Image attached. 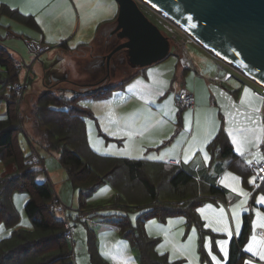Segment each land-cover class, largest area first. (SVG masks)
Segmentation results:
<instances>
[{
    "label": "rangeland",
    "instance_id": "374dc122",
    "mask_svg": "<svg viewBox=\"0 0 264 264\" xmlns=\"http://www.w3.org/2000/svg\"><path fill=\"white\" fill-rule=\"evenodd\" d=\"M139 2L148 18L169 38L170 54L158 63H154V66L152 63L144 67H138L131 63L129 51L126 48L116 51L111 56L110 66L105 65L106 76L108 75L106 84L110 86L123 81L122 86L105 90L107 93L99 96L82 95L79 100L93 113L86 117L88 140L92 148L105 154L127 155L128 153V141L115 139L112 136L110 140L111 137L104 133L100 116L94 112L95 108L108 116V104L103 103L107 99L124 100L129 98L131 103L121 104L120 113L131 109L137 116L145 115L147 117L145 119L149 120L155 128L158 126V129H163L167 128V125L175 127L172 135L156 149L171 146L182 138L184 132L188 131L184 114L190 105L176 104L174 93L175 88H178L180 80L183 78L182 69L185 67L184 75L187 81L190 85H197L199 95L208 102V105L203 106V109L199 110L194 118L196 130H201V125L203 128H208L211 120L218 115L220 125L218 132L221 129L225 131L235 151L243 159L246 161H251L253 158L263 159L264 86L209 52L181 28L143 1L139 0ZM117 24L118 21H115L114 28L109 34L113 32ZM77 27L72 32L71 40H69L71 45H78L81 37L82 30ZM9 31L8 27L0 25V42L5 45L10 44L12 53L20 59L22 64L20 76H24L28 71L26 64H32L23 98L22 100L19 99L21 115L23 116L22 146L26 152L31 150L40 152L45 165L35 164L36 168L42 169L37 180H50L57 197L64 198L61 201L66 205V212H59V215L69 220L77 232L70 239L74 252V264H92L88 241L89 229L95 234L100 254L110 264H141L138 248L132 245L127 237L122 236L118 231V226L110 220L111 218L117 219L119 216L106 214L120 211V207L113 205L115 195L113 186L110 183H104L88 195L86 194L84 200L91 207L82 211L83 214H81L79 211L80 188L73 186L67 178L66 171L59 161V153L54 150L48 151L40 146L37 141L30 139V133L33 129L30 117L32 102L49 89L56 90L57 88H53L52 84L63 77H75L70 78L74 79L73 81H64L62 84L68 86L71 83L74 85L73 88L78 89V86L74 84L76 83L75 79L88 73L80 70L79 62L74 55L66 56L65 59L58 55H52L51 58H48L47 51L40 58H36L27 48L23 37L15 34L10 35ZM52 33L53 28H48L45 40L52 46L51 50L60 52L64 48L58 45V39L56 40V36H53ZM110 39L114 45L111 51L123 42L117 33L110 35ZM85 48L88 47H82L80 51ZM183 51L189 55L192 65L188 60H185ZM0 68L3 70L1 64ZM139 70L141 71L138 72ZM131 75H133V79L127 81L126 79ZM79 88L84 89L85 87L79 86ZM64 92L69 96L74 95L69 90H64ZM5 104V100H0V118L5 115ZM255 109H259V111L257 112ZM194 119H192V126ZM124 120L125 118L122 117L121 121L124 122ZM255 137H259V139ZM196 141L199 144L198 148L204 150V153L210 152L209 144L207 148L205 147L206 140L197 139ZM244 147H248V153H242ZM237 148H240V151H237ZM152 152L155 154L157 151ZM211 156L213 155L211 154ZM220 161L224 162L223 159ZM2 167L3 163L0 158V169ZM230 174L232 177L229 182L233 191L231 196L226 195L223 199L210 198L198 207V212L206 227L211 222L218 225L216 231L208 227L211 231L204 234L202 240L199 227L196 223L188 222L184 215L174 214L165 218L144 219L147 235L157 239L155 248L158 253L166 254L170 261L176 264H224L230 241L236 233H240L244 223V214L247 212L252 213V227L244 247L251 254L258 249L260 241L264 237L259 233V230L264 229L261 227V224H264V199H262L264 198V191L260 189L254 193L255 186L249 185L254 182L252 174L247 176L246 182L243 179V174L232 168H230ZM237 177L238 180L235 179ZM241 191L247 195H241ZM28 198L29 194L26 191L18 190L15 192L14 201L19 210L20 218L13 226H7L0 222V238L9 235L12 230L19 227L32 228L25 208ZM238 205L239 207H237ZM78 215L79 218H77ZM136 215L137 212H134L133 216ZM225 228H227L226 231ZM221 241L227 243L221 245ZM214 242L220 250L218 253L213 249ZM201 245L208 251L210 260L203 258ZM250 246L251 251H249ZM248 260L251 264H264L257 258L249 257Z\"/></svg>",
    "mask_w": 264,
    "mask_h": 264
},
{
    "label": "trees",
    "instance_id": "16d2710c",
    "mask_svg": "<svg viewBox=\"0 0 264 264\" xmlns=\"http://www.w3.org/2000/svg\"><path fill=\"white\" fill-rule=\"evenodd\" d=\"M5 12H11V8L4 4L0 7V16ZM17 15L27 23H35L32 16ZM0 64L4 69L0 71V100L6 103V115L0 118V158L3 163L0 169V222L13 226L19 221L14 194L23 190L29 194L25 208L32 223V228L19 227L0 238V264H74L71 238L65 227L67 219L62 218L53 207L58 199L54 187L48 179L37 180L42 169L28 162L34 152H26L22 146L23 116L19 97L12 90L13 82L20 78V64L2 44ZM120 86L122 83L111 86L98 83L72 96L57 89L42 93L32 104L30 117L33 131L30 139L48 151L59 153L67 178L73 186L80 188V212L91 207L84 200L86 194L104 183H110L115 191L113 205L120 207V211L106 214L119 216L110 220L118 226L119 233L138 248L141 264H176L166 254L157 252V239L147 235L144 219L184 215L188 222L199 227L202 240L211 229L200 217L198 207L210 198L223 199L227 190L208 178H198L178 163L136 159L94 150L89 143L86 126V117L93 113L79 102L80 97L103 95L107 93L105 90ZM208 148L213 159L229 160L230 168L243 174L245 182L248 180L247 176L252 174L249 161L235 151L223 129ZM249 185L254 186V182ZM260 189L264 191V182L254 189V193ZM134 212H137L135 217ZM251 227L252 213L247 212L240 233L231 239L225 264H249L244 245ZM88 241L91 263L110 264L100 254L91 229ZM201 249L203 258L210 260L206 248L201 245ZM213 249L216 253L220 251L216 242Z\"/></svg>",
    "mask_w": 264,
    "mask_h": 264
},
{
    "label": "crops",
    "instance_id": "0c3cea01",
    "mask_svg": "<svg viewBox=\"0 0 264 264\" xmlns=\"http://www.w3.org/2000/svg\"><path fill=\"white\" fill-rule=\"evenodd\" d=\"M4 4L8 5L11 8V12H5L2 14L4 16H0V25H2L3 27H8L10 29V35H20L23 37L24 42L27 37H32L47 43L48 41L45 40L46 31L51 27L53 28L52 35L56 36V40L58 39V45L62 46V48L64 49L60 50V52H55V50H51V48L50 51L46 53V55H48L47 57L51 58L50 56L52 55H58L62 59H65L66 56L74 55V57H77L76 59L79 62L81 68L80 70H83V72L86 71L88 73L82 75V77H77L75 79L76 83L74 84L75 86H78V89L73 88L74 85L71 83L68 86L62 84L64 81H73L74 79L70 78L75 77L72 76L63 77L62 79L58 80L56 83L52 84L54 86L53 88L56 87L57 90L62 91L69 90L71 91V93L76 94L80 91L92 88V86L98 83L105 84V86H107L106 83L108 82V75L106 76V63H104V56L109 54L114 46L113 43H111L110 35L116 33L115 29L117 26L115 27L113 32H111V34H109V32L112 30V28H114V22L118 21L119 4L117 0H0V7ZM16 13L32 16L35 20V23L31 24L25 22L21 17H18ZM76 27L78 29L81 28V37L78 41V45H71L69 40H71L70 38L72 36V32L75 31ZM122 39L123 41H125L127 38ZM0 44L8 48L10 53L20 64L21 69L22 64L20 62V59L12 53V47H10V44L5 45L1 42ZM48 44L50 43L48 42ZM82 47L88 48L80 51ZM183 53H185V60H188V62L192 65V60L189 58V55L184 51ZM169 54L170 50L164 58L153 62V64L151 63L152 66L155 65L154 63H158L159 61L165 59ZM26 67L28 68V71L24 76H20L19 72L20 78L18 80L26 81L28 84L29 72L32 68V64H26ZM185 69V67L182 69L183 78L180 80L178 88L175 89L176 91L184 89L194 93L196 101L193 105L190 106L188 110H186V113L184 114V117H186L188 131L186 130L187 132H184L182 138L178 139L177 142L171 146H167L159 150L156 149L172 135L175 127L167 125V128L158 129V126H156L155 128V126L150 123L149 120L145 119L147 118L145 115L137 116L131 111V109L130 111L120 113L121 104L131 103V100L129 98H126L124 100H104L103 103L108 104V116H105L104 112L100 110L98 111L95 108L94 112L96 113V115L100 116L105 134H107L109 137L112 136L115 139H125L128 141L129 149L127 150V155L118 156H126L136 159L146 158L150 160H162L178 163L184 166L187 170L194 173L198 178H208L212 182L217 183L219 186L224 187L227 190L226 195L231 196L233 191L230 187L229 182L232 177L230 174L229 160L223 159L224 162H219V160L222 158H218L217 160L213 159L210 152L206 151V153H204V150L198 148L199 144L196 141L197 139H202L204 141L206 140L205 147L207 148V145L219 133V117L218 115L215 116L211 120V124H209L208 128H203V126L201 125V130H196L194 118L195 116H197L198 111L203 109V106L206 107L208 105V102L201 95H199L197 91V85L189 84L184 75V73L186 72ZM3 70L0 68V71ZM140 71L141 70H139L138 72ZM133 75L128 77L126 80H132ZM122 82L123 81L119 83ZM79 86L85 88L80 89ZM122 117L125 118L124 122L121 121ZM192 119H194L193 126ZM112 137L110 138V140L112 139ZM152 151L157 152L153 154ZM244 152H249L248 147H244L242 153L244 154ZM60 200H64V198L62 197L60 198ZM80 213L83 214L82 211ZM207 225L215 231L218 229V225H215L213 222L208 223ZM263 230H259L260 235H264ZM237 235L238 233H236L234 236ZM229 250L230 245L228 249V255ZM262 250H264V237L260 241L258 249L254 251L253 254L248 252L244 247V251L247 253L248 258H257L259 261L264 263V260H262L259 255ZM248 262L250 261L248 260Z\"/></svg>",
    "mask_w": 264,
    "mask_h": 264
},
{
    "label": "water",
    "instance_id": "95a60500",
    "mask_svg": "<svg viewBox=\"0 0 264 264\" xmlns=\"http://www.w3.org/2000/svg\"><path fill=\"white\" fill-rule=\"evenodd\" d=\"M190 35L209 52L264 86V0H141ZM115 32L125 41L104 56L126 48L130 61L146 66L164 58L169 38L138 0H117Z\"/></svg>",
    "mask_w": 264,
    "mask_h": 264
},
{
    "label": "built area",
    "instance_id": "2783aa9c",
    "mask_svg": "<svg viewBox=\"0 0 264 264\" xmlns=\"http://www.w3.org/2000/svg\"><path fill=\"white\" fill-rule=\"evenodd\" d=\"M25 43L29 51H31L36 56V58H39L42 54L52 48L50 44L32 37H27L25 39ZM26 87L27 82L23 80H16L12 84V90L17 94V96L21 100L23 98ZM174 99L176 104L184 106H191L196 101L195 94L184 89L176 91L174 93ZM28 162L34 165L39 163H41L43 166L45 165L44 159L38 151L33 153V155L29 158ZM249 167L254 176V186L255 188H257L264 182V158L251 159V161L249 162ZM53 207L58 213L66 212V205L59 198L58 202L53 204ZM65 227L67 230V234L70 238H73L77 234L75 227L70 223L69 220L66 221Z\"/></svg>",
    "mask_w": 264,
    "mask_h": 264
},
{
    "label": "snow or ice",
    "instance_id": "6c2138e0",
    "mask_svg": "<svg viewBox=\"0 0 264 264\" xmlns=\"http://www.w3.org/2000/svg\"><path fill=\"white\" fill-rule=\"evenodd\" d=\"M247 91V90H246ZM255 111H259V109H255ZM253 132H255V130H252ZM256 139H259V137H255ZM234 142H236L235 140H234ZM237 151H240V148H237ZM235 179H239L238 177L237 178H235ZM241 195H247L246 193H243L242 191H241ZM262 199H264V198H262ZM243 203V202H242ZM237 207H239V205L237 206ZM261 227H264V224H261ZM225 231L227 230V228H225L224 229ZM253 239H255V237H253ZM221 243V245H224V244H226L227 242L226 241H221L220 242ZM252 250V248H251V246L249 247V251H251ZM259 255H260V258L262 259V260H264V250H262L260 253H259ZM249 264H251V262H249Z\"/></svg>",
    "mask_w": 264,
    "mask_h": 264
},
{
    "label": "flooded vegetation",
    "instance_id": "af4514ba",
    "mask_svg": "<svg viewBox=\"0 0 264 264\" xmlns=\"http://www.w3.org/2000/svg\"><path fill=\"white\" fill-rule=\"evenodd\" d=\"M138 3H140L139 0H138ZM139 5H140V4H139Z\"/></svg>",
    "mask_w": 264,
    "mask_h": 264
}]
</instances>
